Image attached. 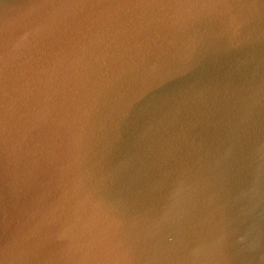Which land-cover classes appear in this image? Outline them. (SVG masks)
<instances>
[{"label":"water","instance_id":"95a60500","mask_svg":"<svg viewBox=\"0 0 264 264\" xmlns=\"http://www.w3.org/2000/svg\"><path fill=\"white\" fill-rule=\"evenodd\" d=\"M0 264H264V0H0Z\"/></svg>","mask_w":264,"mask_h":264}]
</instances>
